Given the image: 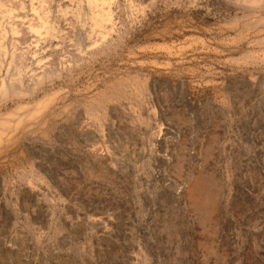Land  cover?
<instances>
[{"label":"rangeland","instance_id":"obj_1","mask_svg":"<svg viewBox=\"0 0 264 264\" xmlns=\"http://www.w3.org/2000/svg\"><path fill=\"white\" fill-rule=\"evenodd\" d=\"M0 264H264V0H0Z\"/></svg>","mask_w":264,"mask_h":264},{"label":"bare ground","instance_id":"obj_2","mask_svg":"<svg viewBox=\"0 0 264 264\" xmlns=\"http://www.w3.org/2000/svg\"><path fill=\"white\" fill-rule=\"evenodd\" d=\"M11 1H13V0H11ZM32 1V0H31ZM108 3V2H107ZM10 7V6H9ZM23 7V6H22ZM36 8V7H35ZM103 8V7H102ZM23 9V8H22ZM97 9H98V7H97ZM14 12V11H13ZM45 13V12H44ZM10 14H11V12H10ZM13 15V14H12ZM50 15V14H49ZM17 16V15H16ZM7 17V16H6ZM10 19H12V18H10ZM21 19V18H20ZM28 19V18H27ZM13 21V20H12ZM26 23V22H25ZM108 23V22H107ZM111 23V22H110ZM11 27V26H10ZM14 28V27H13ZM17 29V28H16ZM31 29V28H30ZM15 36V35H14ZM37 37V36H36ZM50 37V36H49ZM13 38V37H12ZM42 39V38H41ZM3 40H5V39H3ZM2 40V41H3ZM47 41V40H46ZM43 42V41H42ZM5 43V42H4ZM8 43V42H7ZM3 44V43H2ZM18 45V44H17ZM27 47V46H26ZM21 48V47H20ZM32 49V48H31ZM35 50V49H34ZM37 50V49H36ZM29 52V51H28ZM17 54V53H16ZM23 57V56H22ZM29 58V57H28ZM36 58V57H35ZM6 61V60H5ZM32 63V62H31ZM25 65V64H24ZM32 65V64H31ZM42 65V64H41ZM11 67V66H10ZM34 68V67H33ZM26 70V69H25ZM2 72V71H1ZM25 75V74H24ZM7 79V78H6ZM26 81V80H25ZM12 85H14V84H12ZM6 87V86H5ZM5 91V90H4ZM5 93V92H4ZM4 97V96H3ZM2 137V136H1Z\"/></svg>","mask_w":264,"mask_h":264}]
</instances>
